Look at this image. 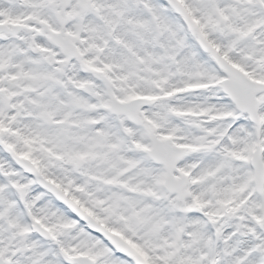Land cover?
Returning <instances> with one entry per match:
<instances>
[{"label": "snow or ice", "instance_id": "6c2138e0", "mask_svg": "<svg viewBox=\"0 0 264 264\" xmlns=\"http://www.w3.org/2000/svg\"><path fill=\"white\" fill-rule=\"evenodd\" d=\"M0 264H264V0H0Z\"/></svg>", "mask_w": 264, "mask_h": 264}]
</instances>
